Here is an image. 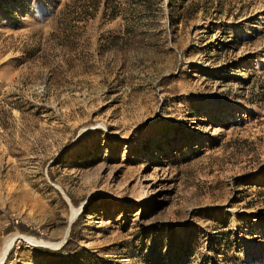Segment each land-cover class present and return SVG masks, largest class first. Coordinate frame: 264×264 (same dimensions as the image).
<instances>
[{"label": "rangeland", "instance_id": "374dc122", "mask_svg": "<svg viewBox=\"0 0 264 264\" xmlns=\"http://www.w3.org/2000/svg\"><path fill=\"white\" fill-rule=\"evenodd\" d=\"M97 1L0 0L2 264H264V0Z\"/></svg>", "mask_w": 264, "mask_h": 264}, {"label": "trees", "instance_id": "16d2710c", "mask_svg": "<svg viewBox=\"0 0 264 264\" xmlns=\"http://www.w3.org/2000/svg\"><path fill=\"white\" fill-rule=\"evenodd\" d=\"M140 3L143 4V6L148 5L149 1L148 0H140ZM98 5V1L95 0L94 5L92 6L93 9H96ZM80 6V11L84 14V15H91V12L89 13L87 10V6L86 5H79ZM108 15L113 18L117 15V12H115L114 10L111 9V11H109ZM79 220V216H77L70 224H69V230H68V239H66V241L64 242V244L59 248L60 250H72L75 248L76 246V238L78 236V228H77V223ZM16 227L19 231L21 232H27L33 235H37V233L30 228H27L24 224L22 223H17Z\"/></svg>", "mask_w": 264, "mask_h": 264}, {"label": "bare ground", "instance_id": "6f19581e", "mask_svg": "<svg viewBox=\"0 0 264 264\" xmlns=\"http://www.w3.org/2000/svg\"><path fill=\"white\" fill-rule=\"evenodd\" d=\"M80 207L79 208H74V207L70 206L71 215H70L69 220L74 218L75 214L79 211ZM67 226H68V224H67ZM66 232H67V227L65 229V232L63 234V237H62L61 241L66 237ZM15 239L20 240L21 242L25 243V245L26 244L27 245H33V244L59 245L61 243V241H59L57 243H51V242H48V241L36 239V238L31 237V236L24 235V234H19V233H16V234H13V235H9V236H7L5 238L2 247H0V264L3 263V261L5 259V256H6V253L9 250L10 246L12 245V242Z\"/></svg>", "mask_w": 264, "mask_h": 264}, {"label": "water", "instance_id": "95a60500", "mask_svg": "<svg viewBox=\"0 0 264 264\" xmlns=\"http://www.w3.org/2000/svg\"><path fill=\"white\" fill-rule=\"evenodd\" d=\"M72 220H73V218H72L71 220H69V222H68V226H69V224L72 222ZM68 229H69V228L67 227V232H68ZM67 232H66V235H67ZM64 242H65V238L61 241V243H60L59 246L63 245Z\"/></svg>", "mask_w": 264, "mask_h": 264}]
</instances>
